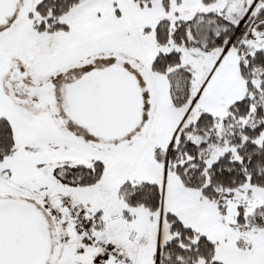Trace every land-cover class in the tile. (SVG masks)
Instances as JSON below:
<instances>
[{
  "label": "snow or ice",
  "instance_id": "obj_1",
  "mask_svg": "<svg viewBox=\"0 0 264 264\" xmlns=\"http://www.w3.org/2000/svg\"><path fill=\"white\" fill-rule=\"evenodd\" d=\"M0 264H264V0H0Z\"/></svg>",
  "mask_w": 264,
  "mask_h": 264
}]
</instances>
